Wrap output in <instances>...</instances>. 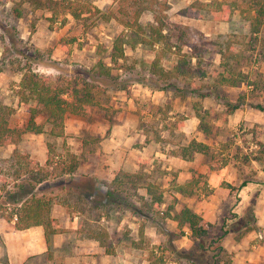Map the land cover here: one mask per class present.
Returning <instances> with one entry per match:
<instances>
[{
	"label": "trees",
	"instance_id": "trees-1",
	"mask_svg": "<svg viewBox=\"0 0 264 264\" xmlns=\"http://www.w3.org/2000/svg\"><path fill=\"white\" fill-rule=\"evenodd\" d=\"M112 1L114 7L101 9L95 6L92 0H18L7 9L14 20L22 18L26 10L29 12L46 11L48 15L45 18L50 29L63 27L69 19L79 21L94 18L119 24L122 29L113 37L108 47L107 60L98 59L92 66L79 73H75L78 70L72 74L59 72L53 75L37 72L32 64H44L58 68L51 57V48H38L30 43L26 45L16 24H0L3 31V35H0L1 41L14 48L13 54L10 53L8 57L1 58L0 71L4 66L13 71L17 78L13 85L14 92L18 102L25 105L29 113L23 125L10 126L8 117L14 109L0 101V146L14 144L12 152L1 159V165L5 168L3 170L0 167V217L8 222L13 221L12 227L17 230L41 226L48 259H51L53 253L52 237L60 232L51 215L52 208L55 204H59L67 209L70 203L60 195L45 194V186L42 189L39 188L44 183H46V188H50L52 185L48 181L60 179L67 185L63 187L65 183L62 185L56 182V187H60L67 193H73L71 178L79 165V156L70 151L65 143H62L59 149L55 143L47 140V158L43 164H40L31 158L29 153L19 150L17 144L28 133L47 134L50 138H63L65 136L64 121L68 115H82L87 108L100 106L106 93L103 84L115 82L118 75L114 72L124 67L122 60L125 59L126 45L132 47L143 45L157 49L147 67L146 79L141 81L152 90L171 91L182 97L188 94L200 100L214 96L221 100V103H218L223 106V112L215 114V117L221 116L220 118L224 121H227L229 115L246 104L259 111H264L263 104L248 103L249 94L264 89V84L260 85L259 82L249 79V75L244 71L243 66L248 56L242 55L235 48V44L239 42L238 33L230 32L221 41L211 42L217 46L216 53L220 55L218 64L220 70L208 84L205 80L209 75L202 66L201 50L197 46H192L193 52L184 53L182 45L188 44V41L182 37H178L177 40L173 39L171 28L164 19L167 0ZM206 6L207 3L204 1L192 0L186 6L181 7L179 13L191 18L200 17L201 11ZM145 13H151L152 22H142V16ZM244 16L250 20L249 31L251 33L250 40L246 43L248 46L246 50H256L257 62H264L262 9L255 7L246 9ZM178 26L185 31L182 32L184 36L193 31L188 25ZM167 54L173 55L175 62L172 67L164 69L161 66V60ZM244 83L248 88H244L236 98L221 94L219 89L222 86L234 87ZM200 100L195 101V104L199 106L195 108V116L199 119L198 129L207 133L209 124L205 119L209 110L202 109ZM39 112L45 116V120L40 123L35 121ZM45 125L48 128H45ZM181 126V121H169L165 124L170 132L180 129ZM256 127L257 125L245 128L243 133H233L225 140H213L212 144L193 137L186 144H173L171 154L192 159L194 154L199 153L206 158L208 170L227 164L235 167L240 173L239 186L222 183L229 191L234 192L255 178L257 171L254 166L264 172V140ZM156 140L159 141V139ZM238 140L240 143H237ZM194 180L179 185L177 191L181 194H192L191 186ZM109 185L110 189L105 192L107 198L114 197V192L138 196L140 198L138 207L134 208L131 214L150 215L159 221L167 219L176 221L179 229L185 228L190 232L198 249L211 250L210 246L226 232L224 223L218 225L217 222L205 221L201 215L188 206H182L177 210L171 202L161 207L165 204L164 189L143 169L136 172L119 170ZM140 188H144L145 194L150 196L149 199H143L144 196L138 195ZM38 189L40 194L35 192ZM208 192H210L209 189L205 191L206 194ZM86 195L91 196V193H86ZM86 206V204L81 205L79 210L85 211ZM75 208L77 209L78 206L76 205ZM106 214L107 212L102 210L95 219L100 220L107 216ZM217 226L220 233L215 240L210 234V229L217 228ZM98 227L97 230L86 229L85 236L96 240L104 248L105 254L113 255L115 250L108 240L110 235L107 229L104 226ZM205 238L208 240L207 244L204 243ZM131 243L135 247L138 246L133 241ZM214 251L217 252V250Z\"/></svg>",
	"mask_w": 264,
	"mask_h": 264
},
{
	"label": "rangeland",
	"instance_id": "rangeland-1",
	"mask_svg": "<svg viewBox=\"0 0 264 264\" xmlns=\"http://www.w3.org/2000/svg\"><path fill=\"white\" fill-rule=\"evenodd\" d=\"M15 1L18 0H0V24H16L18 32L26 42V45L30 43L38 48H51V57L58 68L44 64H32L33 68L42 74L53 75L59 72L72 74L75 70H78L75 73H79V71L83 72L92 66L98 59L106 61L109 53L108 47H110L113 37L122 29L114 21H102L94 18L79 21L69 19L63 27L50 29L45 18L48 13L43 10L33 12L26 10L22 18L14 20L7 12V9ZM92 1L95 6L101 9L114 7L112 0ZM191 1L168 0L164 19L171 28L174 40L182 37L185 41H188V44L182 45V52L190 54L194 51L192 46H197L201 50L203 56L202 66L209 75L205 82L211 83L216 72L220 70L218 68L220 55L216 53L217 46L211 44V42L221 41L228 33L236 32L238 33L239 42L235 44V48L242 55L248 56L243 66L244 71L249 75V79L259 82L260 85L264 84V62H257L256 50H246L248 47L246 43L250 40L251 33L249 31L250 20L244 16L246 9L255 7L262 9L261 17L264 19V0H200L207 3L206 8L201 11L200 17L188 18L182 16L179 13V9ZM142 22H152L151 14H144ZM178 25H189L193 31L189 35L184 36L182 32L185 31ZM0 35H3L1 27ZM13 50L14 48L10 44H5L0 39V60L2 57H8L10 53L13 54ZM100 50L102 52H98ZM156 50V48L153 49L143 45H136L135 47L126 45L124 49L125 59L122 60L124 67L122 70L114 72L118 75L115 82L103 84L106 88V93L100 106L87 108L82 115H68L64 121L65 136L63 138H50L47 134L34 135L28 133L17 144L18 149L22 152H28L35 160H40L47 152V140L55 143L59 149L62 143H65L69 150L79 155L82 166H90L93 169L95 166L106 168L107 165L110 166V164H107L108 162L110 163V159L108 160L103 155V153L108 152L102 151L100 154L98 153L100 147L103 149L101 143L108 137L112 126L127 117L133 123V126L139 127L136 128L138 129L136 132L132 130L133 138L130 144L139 150L145 149V157H140L139 164L142 165L143 161L152 162L151 168L153 167L154 170L150 174L151 178L160 184L170 181L171 185L169 184L168 186V193L165 199L167 202H177V207H179L180 200L175 201V196L171 194V191L174 192L177 189L175 185L177 178L171 175L166 168L169 161L159 155L155 156L153 154L150 156V153L154 152V149H161L164 153L170 154L173 143H185L193 137L203 139V141L209 143L214 139L225 140L233 133H243L245 128L254 125H257L256 128L261 132L264 140V111H259L246 104L229 115L227 121H224L220 118L221 116H216L217 119L215 117V114L223 112V106L219 104L221 100L214 98V96L200 100L188 94L182 97L171 91L150 89L141 81L146 79L147 67L153 59ZM174 62L175 57L167 54L162 58L161 66L164 69H168L172 67ZM1 69L0 101L14 109L13 113L8 117L9 125L21 126L27 121L29 113L26 111V106L18 102L14 92L13 85L17 78L13 71L8 70L6 66ZM244 88H248L245 83L234 87H219L221 94L230 98H236ZM247 99L248 103H261L264 105V89L249 94ZM198 100H200L202 109L209 110V114L205 119L209 124H207L209 127L207 133L198 129L199 119L195 116V108L199 107L198 104H195V101ZM202 109L199 110L201 111ZM44 120L45 116L42 112H39L35 117L36 122L40 123ZM169 121H181L185 124L188 121L190 134L181 132L183 130L180 129H174L170 132L165 127V124H168ZM45 128H48V126L45 125ZM141 133L145 134V136L141 135ZM156 139H160L159 142L155 141ZM237 143H240L239 140ZM13 147L14 145L0 146V167L3 170L5 166L1 165V159L7 157ZM125 157H127V154ZM186 160L190 161V159ZM81 169H84V167ZM162 171L166 173H161ZM197 177L199 179L197 185L206 184L205 180L207 177ZM56 182L62 185L65 183L63 187L67 185L66 182L55 179L48 181L52 187L46 188V183H44L39 189L45 186V194L49 195V193H52L65 198L70 203L67 209L72 216L75 213L83 214L82 218L79 217L84 222L82 223V231H86L88 228L97 230L98 226H104L106 229L108 226L114 227L115 232L111 234L108 240L114 250L118 247L114 255H112L111 263L115 261L114 264H121L125 255H128L127 257H130V261L132 260L135 264H142V262L143 264H190V260L197 264H213L217 263V259H220L219 255L215 257L217 252L214 251H218V241H215L210 246L211 250L209 251L198 249L196 245L190 246V233L183 229H175L171 222L159 221L149 215L143 217L145 228L156 227L157 232L160 231L161 236H154V233L146 232V234L142 233L132 237L127 231L129 229L128 225L125 224V220L123 221L122 217L127 220L128 214L138 207L137 201L129 198V195L123 192H114V197L107 198L105 192L110 189V185L109 181L103 178L94 179L88 175L81 176L74 173L71 178L73 193H67L61 190L60 187H56ZM254 187L255 190L253 191L261 189L257 185ZM39 189L35 191L37 194L41 193ZM86 193H91V196L86 195ZM247 193L250 195L251 192L248 191ZM201 194L202 191L200 189L197 195L200 197ZM236 197L232 194L229 200L221 205V210L218 213V225L224 223V228L228 227V225L232 227L236 224L235 221H238V218H235L237 211H240L241 208L239 207L244 204L238 207V198ZM85 204L87 205L85 211H80L79 207ZM76 205L78 206L77 209L75 208ZM88 206L90 207L89 209L87 208ZM102 210L107 212V216L102 221L101 219L96 220L95 218ZM244 212L248 213L249 216L252 213L251 205L246 206ZM130 215L132 216L133 214ZM89 220L94 221L91 222ZM219 233L218 226L210 229V234L214 239L219 236ZM78 237L82 238L81 235H78ZM129 238H134V241L141 249L134 252L130 246H125L123 251H121L122 247L118 244L123 242L126 245ZM160 238L163 240L159 242ZM154 239H157V242ZM205 240L204 243L207 244V238ZM0 247H2L1 239ZM52 250L51 259H48L47 254L38 255L28 260L25 264H64V258L57 256L58 251L56 254L54 247ZM217 254H219V251ZM5 259L4 254L0 256L1 262L3 261L4 264H7Z\"/></svg>",
	"mask_w": 264,
	"mask_h": 264
},
{
	"label": "crops",
	"instance_id": "crops-1",
	"mask_svg": "<svg viewBox=\"0 0 264 264\" xmlns=\"http://www.w3.org/2000/svg\"><path fill=\"white\" fill-rule=\"evenodd\" d=\"M188 121L186 124L182 122L180 130H183L181 132L190 134V125L188 124ZM136 128L139 127L133 126V123L127 117L116 122L114 126H112L108 137L105 138L101 143L103 149L100 147L98 151L99 154L102 151L108 152L103 153V155L106 156L108 160L110 159V163H107L110 164V166L107 165L106 168L95 166L93 169V167L90 166H82V164L79 162L75 173L80 174L81 176L88 175L94 179L103 178L106 181H109V183L119 170L136 172L143 169V171H146L148 174L153 173L154 168H151L153 165L152 162L143 161L144 166L143 164H139L140 157H145V149L139 150L130 144L133 138L132 130L136 132L138 130ZM141 135L145 136V134L142 133ZM198 140L203 141V139ZM187 142L183 144H186ZM212 142L206 143L212 144ZM173 144L170 149L171 151ZM171 151L170 154H166L161 149H154V152H151L150 156L153 154H155V156L159 155L169 161L166 168L171 175L177 178V182L175 181L176 188L179 185L189 183L192 179H195L193 186H191L193 192L192 194H181L177 191V189H175L174 192L171 191V194L175 196L174 200H180L179 207H177V202L174 203L172 201L174 203L175 209L179 210L182 206H188L195 213L201 215L205 221L210 223H219L218 213L221 210V205L228 201L232 194L238 198V207L244 204L243 206L239 207L241 208L240 211H237L235 218H238V221H235L236 224L234 223L235 225L232 227L228 225L229 228L225 227V234L218 240L219 254L217 255L220 256V259H217V263L264 264V172L261 171L257 166H254L257 171L255 178L241 186L238 190L231 192L226 187H224L222 183H230L232 185L239 186L241 181L240 173L235 167L227 164L220 168L208 170V162L201 154L196 153L194 154L193 158L190 159V161H187L185 158L172 155ZM74 153L77 154L76 152ZM126 154L127 157H125ZM30 157L33 158L32 155H30ZM46 158L47 152L44 154L42 159H38L36 161H38L40 164H43L46 161ZM83 167L84 169H81ZM161 173L166 172L162 171ZM197 176L207 177L205 180L206 184L202 186H199V184L197 185V181L199 180H196L198 178ZM158 184L162 189H164L163 197L165 204L161 205V207H164L167 203H171L170 201L167 202L165 199L166 194L168 193V186L169 184L171 185V183L170 181H166L164 184ZM256 185L260 186L261 189H256V191H253L255 190L254 186ZM188 188L190 189V187ZM200 189L202 194L199 197L197 193L200 191ZM208 189L210 192L206 194L205 191ZM248 191L251 192L250 195H248ZM138 195L144 196L143 199L150 198L149 195L145 194L144 188H140L138 190ZM129 198L133 200L135 199L137 201L135 202L137 204L139 203L140 198H138V196L130 195ZM250 205L252 213H250L248 216V213L246 214L244 210L246 206ZM130 214H128L127 220L125 217H122V220H125V224L128 225L129 229L127 231H129V234L132 235V237L141 235L142 233L146 234V232H152L154 233V236H161L160 231L157 232L156 227L145 228L143 217L146 215L133 214L131 216ZM51 215L55 219L56 227L60 229V232L54 234L52 237V246L54 247L56 254L58 251L57 256H62L64 258V264H114L115 261L111 263V258H113L112 255L105 254L104 248L100 246L96 240L89 239L85 236V231H82V223L84 222L79 218L83 216V214L81 215L80 213H75L72 216L64 206L55 204L52 208ZM102 220H104V217L101 218V221ZM89 221L92 222L94 220ZM165 221L171 222L175 226V229H179L177 227L176 221L171 219H167ZM12 225L13 221L8 222L4 218L0 217V239L2 241V247H0V256L3 254L5 255V262L7 264H25L28 260L33 259L35 256L46 254V243L41 226L30 227L25 230H17L14 229ZM183 230L190 233L185 228H183ZM107 231L110 237L111 234H114L115 232L114 227L111 226L107 227ZM78 235H81L82 238H79ZM189 235L190 246L196 245L194 239L191 237V234ZM134 240V238H129L126 245H124L125 243L120 242L118 245L122 247L121 251H123V247L125 246H130L131 250L134 252L136 250H140L141 248H139L138 244L137 247H135L134 244L132 245L131 241L136 243ZM161 240L163 239L160 238L159 242ZM154 241L157 242V239H154ZM117 247L115 250H117ZM127 256L128 255H125V257L122 258L121 264H135L132 262V260L130 261V257L128 258ZM0 264H4V262H1L0 260ZM190 264L197 263L190 260Z\"/></svg>",
	"mask_w": 264,
	"mask_h": 264
}]
</instances>
